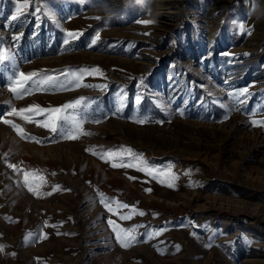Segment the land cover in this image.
I'll use <instances>...</instances> for the list:
<instances>
[{
  "label": "rangeland",
  "instance_id": "1",
  "mask_svg": "<svg viewBox=\"0 0 264 264\" xmlns=\"http://www.w3.org/2000/svg\"><path fill=\"white\" fill-rule=\"evenodd\" d=\"M16 6L0 0V48L9 57L0 63V116L43 142L0 120V264H264V126L251 123L264 120V0H29L12 20ZM67 31L82 35L64 46ZM95 66L102 75H67ZM19 72L65 86L16 97L8 84ZM245 87L244 105L227 95ZM78 98L87 134L75 140L5 116ZM137 114L152 122L129 118ZM121 146L171 167L173 187L112 167L127 156L102 158ZM109 219L117 231L140 225L137 242L122 247Z\"/></svg>",
  "mask_w": 264,
  "mask_h": 264
},
{
  "label": "snow or ice",
  "instance_id": "2",
  "mask_svg": "<svg viewBox=\"0 0 264 264\" xmlns=\"http://www.w3.org/2000/svg\"><path fill=\"white\" fill-rule=\"evenodd\" d=\"M16 3V13L13 15L10 19L16 20L20 15L23 9H26L29 7V0H14ZM47 2V0H45ZM41 9L37 8V12H40ZM143 23H151V21H142ZM240 31L241 33L248 32L249 29L244 25L240 24ZM80 35L82 33L75 32V31H67L66 35L63 40L64 46H69L71 42L76 41L79 39ZM99 33H96L95 37L92 38L91 43L88 45V47H92L97 43V40L99 39ZM19 37H13V40H18ZM7 59H9L7 52L5 49L0 48V63H4ZM94 75V74H101V69L98 66L91 67V68H81L76 71H68L67 75L75 78V80H81L83 75ZM15 76V79L10 78V82L8 84V89L13 95L16 97H20L21 94L27 95L30 94L32 91L35 90H43L47 91L50 89H55L57 87L63 88L65 85L61 84L59 82V78L54 76H44L41 79H34L37 77V73L30 72V73H24L19 72L17 74H13ZM227 83V82H226ZM79 86V85H78ZM227 95L234 100L239 105L246 104L247 96L251 95L249 93L248 87L237 89L231 92H228ZM243 98V99H242ZM84 98H78L77 100L66 103L61 106L56 107H41L40 105H29L27 108H20L19 110L15 107H12L11 110L7 113H5V116H19L25 121L28 122H35L38 126H42L46 129H48L54 136L58 135L61 138L65 139H78L81 134H87L83 130V123L85 122L83 119H81L76 112V109L80 106L81 101ZM126 95L122 96L120 99L119 106L116 108V112H121L123 108L125 107V101ZM143 96L137 95L136 97V105L139 106L142 102ZM68 109H72V112H68ZM178 112H180L181 115H183V110L177 109ZM255 109L253 110V114L255 113ZM25 113H33V115H25ZM115 114V113H113ZM35 115H44V120H36ZM133 120V122L138 124H145L148 122H152L151 118L146 115H133L129 117ZM0 120L3 121L5 124H9L13 127L14 130L17 131V134L20 135L22 138H30L32 140H35L37 143H42V140H38L36 137H30L28 133L24 131V129L19 125L14 123L11 119H5L4 116H0ZM99 122V121H96ZM157 123H163L162 120L155 121ZM251 123L254 126H264V120H257V119H251ZM7 156V153L5 154ZM124 156L129 157V161L127 163H112V167H126V168H136L139 171L147 173L150 177L153 179H157L160 183L164 184L166 183L168 187H173V182L176 180V174L172 170L171 167H168L166 169H159L150 166L147 161L142 159V154L134 152L133 149L126 146H121V150L117 152H108L104 154L105 158L113 159V158H122ZM10 168H16V165L9 164ZM33 172L37 170H32ZM29 172H24V183L28 186V190L31 192H35V189L29 185L28 181ZM130 179H135V177H130ZM59 186H56L53 188V191H56ZM146 191H151V189H146ZM45 195H51V193H46ZM101 197H103V193L99 194ZM105 208L109 210V212L112 211L110 203L107 202L105 199H101L100 201ZM118 207H129L127 204H120ZM137 212V209L135 207H132L130 209V212L126 215L121 216L122 220H128L132 214H135ZM139 215L143 216L145 213L143 211H140L138 213ZM47 223V222H45ZM108 223L110 225H114L113 231L115 232V238L119 244L124 247L128 248L131 246L134 242H137L138 236L136 234V228L141 227L140 225H135L131 228H119L117 231V227L114 224V221L112 219L108 220ZM164 231V229H160L159 231L150 232L147 234V238L151 239L153 236H158L160 233ZM35 233H28L25 236V240H29L30 237L34 236ZM41 239L45 238L44 236L40 237ZM212 239L211 237L209 238ZM3 245H0V250L3 249ZM177 250H179V246L177 245ZM206 247H211V244L209 243L206 245ZM159 250V249H158ZM163 254V253H162ZM14 255V254H13Z\"/></svg>",
  "mask_w": 264,
  "mask_h": 264
}]
</instances>
